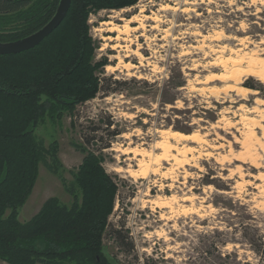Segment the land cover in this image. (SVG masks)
Wrapping results in <instances>:
<instances>
[{"label": "rangeland", "instance_id": "rangeland-1", "mask_svg": "<svg viewBox=\"0 0 264 264\" xmlns=\"http://www.w3.org/2000/svg\"><path fill=\"white\" fill-rule=\"evenodd\" d=\"M106 21L128 24L125 40ZM89 22L97 58L108 59L103 89L36 127L45 147L57 142L59 166L42 159L19 219L51 196L71 204L66 186L96 151L120 183L104 238L116 264H260L252 242L264 239V89L245 84L264 83V0H138ZM160 130L196 139L170 140L169 159L157 163Z\"/></svg>", "mask_w": 264, "mask_h": 264}, {"label": "trees", "instance_id": "trees-1", "mask_svg": "<svg viewBox=\"0 0 264 264\" xmlns=\"http://www.w3.org/2000/svg\"><path fill=\"white\" fill-rule=\"evenodd\" d=\"M137 1L72 0L63 21L40 44L20 53L0 54V260L8 264H116L105 250L104 238L120 183L96 151H87L74 182L66 186L73 197L71 204L51 196L29 220L22 222L18 216L37 181L42 159L50 155L51 168L56 171L59 166L58 144L45 147L35 134L38 124L74 114L103 89L108 59L97 58L99 45L90 15L130 7ZM59 2L0 0V42L38 31L53 17ZM122 83L114 81L117 88ZM245 85L264 89L262 82ZM85 137V143L101 138L96 134ZM113 231L122 238L119 230ZM252 243L264 264L263 237Z\"/></svg>", "mask_w": 264, "mask_h": 264}, {"label": "water", "instance_id": "water-1", "mask_svg": "<svg viewBox=\"0 0 264 264\" xmlns=\"http://www.w3.org/2000/svg\"><path fill=\"white\" fill-rule=\"evenodd\" d=\"M72 0H60L58 8L50 19L33 34L11 42H0V54H13L27 51L40 44L63 21L71 6Z\"/></svg>", "mask_w": 264, "mask_h": 264}, {"label": "bare ground", "instance_id": "bare-ground-1", "mask_svg": "<svg viewBox=\"0 0 264 264\" xmlns=\"http://www.w3.org/2000/svg\"><path fill=\"white\" fill-rule=\"evenodd\" d=\"M113 17H117V16H113ZM129 21H132V20H129ZM103 24L112 25V28L110 30L111 31H115V32L118 33V36L115 37L117 40H119V39L125 40V38L123 36L126 35L130 31V26L128 24L117 25V24H114L112 21H106V22H103ZM117 47H121V45H117ZM113 49H114V47H113ZM126 56H128V55H126ZM121 60L124 61L122 58H121ZM124 62H125V65L127 67L131 66L130 63H128L126 61H124ZM246 90L247 89H244L243 93H246ZM257 103L264 106V100L263 99H260L259 101H257ZM159 133L161 134L163 139H162V141H159L156 144V148L162 150V153L155 158V161L157 163H160L163 160H168L169 159L168 152H169V150L172 147V144H171L170 140L173 139V140H175V142L176 141H178V142L181 141L182 142V141H186V140L196 139V135L195 134H185V133L178 132V131L160 130ZM128 152L131 153V154L133 153L135 155L136 154H138V155L142 154L138 149H132V150H129ZM123 153H127V151H125V152L123 151ZM148 154L151 156L150 153H148ZM141 165H142L143 168L145 166L148 168V166L150 164L144 163L142 161Z\"/></svg>", "mask_w": 264, "mask_h": 264}]
</instances>
